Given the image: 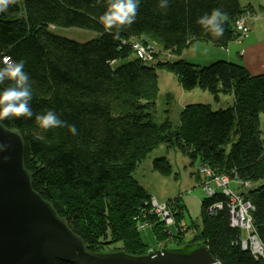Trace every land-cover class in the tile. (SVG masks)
Masks as SVG:
<instances>
[{
  "label": "trees",
  "instance_id": "trees-1",
  "mask_svg": "<svg viewBox=\"0 0 264 264\" xmlns=\"http://www.w3.org/2000/svg\"><path fill=\"white\" fill-rule=\"evenodd\" d=\"M159 3L140 0L135 22L120 28L119 38L113 36L117 29L108 31L99 22L107 0H16L9 5L0 12V64L4 57L24 60L34 114L52 110L75 125L77 134L67 127L44 129L34 117L0 121L22 136L24 167L33 189L66 218L89 250L120 245L112 252L145 255L152 249L140 230L149 225L159 238L170 235L173 240L194 231L183 246L203 243L221 264H264L263 257L242 249L243 231L230 225L227 207L208 213L211 203L227 199L222 192L202 201L199 226L178 222L183 214L179 196L166 201L180 208L176 218L172 211L174 233L151 211L154 197L134 177L138 166L163 144L192 163L198 161L199 171L204 166L229 175L234 190L251 201L253 229L264 244V73L253 75L238 61L202 65L180 58L198 41L225 48L245 35L236 22L251 7L243 0H168L166 8ZM217 8L227 14L219 38L197 22ZM58 26L82 27L97 35L79 42L56 34L52 27ZM150 39L179 58L158 57L155 64L135 56L134 43ZM160 68L174 73L186 90L199 87L216 101L220 94L233 100L217 109L209 103L187 104L179 126L174 128L169 117L159 124ZM152 167L163 176L173 171L166 156L154 158Z\"/></svg>",
  "mask_w": 264,
  "mask_h": 264
},
{
  "label": "water",
  "instance_id": "water-1",
  "mask_svg": "<svg viewBox=\"0 0 264 264\" xmlns=\"http://www.w3.org/2000/svg\"><path fill=\"white\" fill-rule=\"evenodd\" d=\"M0 264H221L203 243L145 255L89 250L66 218L38 194L23 162L20 133L0 121Z\"/></svg>",
  "mask_w": 264,
  "mask_h": 264
},
{
  "label": "rangeland",
  "instance_id": "rangeland-1",
  "mask_svg": "<svg viewBox=\"0 0 264 264\" xmlns=\"http://www.w3.org/2000/svg\"><path fill=\"white\" fill-rule=\"evenodd\" d=\"M249 10L251 11V9ZM52 28L56 34H60L67 38H72L79 42L91 40L97 35V32L94 30L91 31L82 27L58 26L56 28ZM243 36L244 35L241 37ZM203 42H196L192 47L185 48L183 57L189 59L191 62H199L202 65H209L214 63L215 60H219L215 59V56L220 55H216L214 52L216 49L222 50L223 48L216 47L211 44L210 46L215 49L213 51L210 50L211 47L205 45L206 43ZM142 43L148 51L147 55L154 57V53H158L155 55V58L150 60L154 61V63L159 58L161 60H175L178 58L177 56H174L171 51L169 52L163 50L161 45H158L151 39L148 41V43ZM198 47L201 49L199 50ZM152 51L154 53H152ZM134 52L135 56H137L136 51ZM157 73L159 78L158 88L160 90L156 99L157 113L155 122L159 124H161L166 117H169L174 128L179 126V118L182 109L187 104L195 102L204 104L209 103L214 109H217V107L228 106V103L231 100L228 95L220 94V99L216 101L208 90H204L199 87H195L193 90H186L181 87L175 74L165 69L160 68ZM164 156L169 159L171 165L173 166L172 173L165 176L159 174L152 167V161L154 158ZM199 167L200 165H198V161L192 163L187 155L185 156L177 149L169 148L166 144H163L155 148L149 157L138 166V169L134 172V177L139 180L140 184L144 186L146 190L155 195L156 198L161 202H169L171 199L177 198V196H179L181 199L183 214L180 215V220L178 222L184 226L189 224H196L199 226L201 224L200 215L202 212V201L206 197V192L203 187H201V182L204 177L201 175V173H199ZM174 206L175 205L171 204L170 208L176 218L177 213L180 212V208L179 206ZM171 229L174 233L177 230L175 225H172ZM140 231L144 243H146L153 251H156L158 247L161 246L162 248L182 247L194 237V231L190 229L189 231L184 232V235H179L178 238H175L174 240L170 235L159 238L157 233L155 234L152 226L149 225H145V227H143ZM242 234L245 236L247 234L246 230L243 231ZM104 247H106L107 250L112 251V249H116L117 247H120V245H106Z\"/></svg>",
  "mask_w": 264,
  "mask_h": 264
},
{
  "label": "clouds",
  "instance_id": "clouds-1",
  "mask_svg": "<svg viewBox=\"0 0 264 264\" xmlns=\"http://www.w3.org/2000/svg\"><path fill=\"white\" fill-rule=\"evenodd\" d=\"M16 0H0V12L7 10L8 6L14 4ZM140 0H107V7L99 17V22L108 31L117 29L113 34L114 38H119V29L125 25H132L137 16ZM168 0H160L159 7L166 8ZM227 14L219 8L213 9L210 14H204L198 19V23L214 37L219 38L224 34V22ZM24 60L5 59L0 64V120L10 117L35 118L36 123L44 128L67 127L73 135L77 134L75 125H68L62 121L58 115L47 110L43 113L34 114L30 101L32 99V82L30 76L24 70ZM8 146L0 142V150H5Z\"/></svg>",
  "mask_w": 264,
  "mask_h": 264
},
{
  "label": "built area",
  "instance_id": "built-area-1",
  "mask_svg": "<svg viewBox=\"0 0 264 264\" xmlns=\"http://www.w3.org/2000/svg\"><path fill=\"white\" fill-rule=\"evenodd\" d=\"M252 16L253 13L248 10L238 17L236 22L237 30L246 33L249 20ZM134 48L137 56L145 61L148 62L154 58L153 56L147 55L148 51L142 43L137 41V43H134ZM7 58L9 57H4V60ZM199 173L204 177L201 182V187L205 190L207 197L213 196L219 191L227 198L225 201L221 200L211 203L207 208L208 213H216L217 210H221L222 207H227L230 225L242 231L246 230L247 234L240 237L242 249H249L256 257L260 256L264 258V244L259 240L257 233L253 229L252 211L254 207L251 201L245 199L244 196H241L234 190L231 186L232 179L229 175L223 173L215 174L212 169L204 166L200 168ZM151 200V211L165 223V229L170 230V227L174 225L175 222L168 203L161 202L156 197ZM160 248L162 247H159V249Z\"/></svg>",
  "mask_w": 264,
  "mask_h": 264
},
{
  "label": "crops",
  "instance_id": "crops-1",
  "mask_svg": "<svg viewBox=\"0 0 264 264\" xmlns=\"http://www.w3.org/2000/svg\"><path fill=\"white\" fill-rule=\"evenodd\" d=\"M243 2L244 4H248L253 12V16L250 18L247 26V31L243 37L230 41L222 50L216 49L214 53L220 56H215V59L229 60L236 63L238 61L243 63L251 74L260 75L264 73V0H243ZM203 43L211 47L210 50H215L210 46V43ZM198 48L199 50L201 49L200 47ZM174 56L179 58L178 55ZM183 56L184 50L180 58ZM228 97H230L231 100L229 102H231L233 97L231 95H228ZM260 118L264 140V113L260 115ZM152 196L154 197L155 195L152 194Z\"/></svg>",
  "mask_w": 264,
  "mask_h": 264
}]
</instances>
